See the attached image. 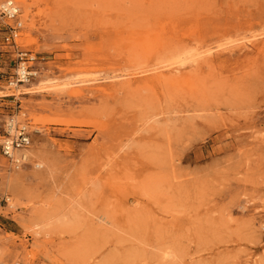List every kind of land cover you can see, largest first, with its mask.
Segmentation results:
<instances>
[{
  "label": "rangeland",
  "instance_id": "1",
  "mask_svg": "<svg viewBox=\"0 0 264 264\" xmlns=\"http://www.w3.org/2000/svg\"><path fill=\"white\" fill-rule=\"evenodd\" d=\"M13 1L39 73L8 86L0 18V264H264V0Z\"/></svg>",
  "mask_w": 264,
  "mask_h": 264
},
{
  "label": "built area",
  "instance_id": "2",
  "mask_svg": "<svg viewBox=\"0 0 264 264\" xmlns=\"http://www.w3.org/2000/svg\"><path fill=\"white\" fill-rule=\"evenodd\" d=\"M18 15L19 7L12 0L0 2V18L6 21L3 43L11 47L16 62L14 73L6 81L11 88L28 83L39 73V66L35 64L38 60L37 55L30 50L22 49L16 41L22 27ZM27 127L25 122L17 121L13 115L5 121L6 135L1 142V150L15 167L24 164L29 157L27 148L30 145V131Z\"/></svg>",
  "mask_w": 264,
  "mask_h": 264
},
{
  "label": "bare ground",
  "instance_id": "3",
  "mask_svg": "<svg viewBox=\"0 0 264 264\" xmlns=\"http://www.w3.org/2000/svg\"><path fill=\"white\" fill-rule=\"evenodd\" d=\"M13 1V0H12ZM14 2V1H13ZM237 31H239V29H237ZM236 31V32H237ZM254 35H252V37H253ZM28 41H32L30 38L28 39ZM174 45H176V47H175V50H174V52H175V54H176V57H178V56H180V55H182V53H183V51H182V49H184V46L185 45H180L179 44V42H176ZM208 50L209 49H207V50H204L203 52H208ZM199 53H201V52H197L196 53V56L198 57L199 56ZM196 59V57L195 58H193V60H195ZM175 63H177V62H175ZM178 68V66H173V69L175 70V69H177ZM172 68H170V70H171ZM154 78H156L157 80H163L164 79V74H162V73H158V74H156L155 75V77ZM47 81L46 80H43V81H40V82H38V85H37V87L39 88L37 91H41L42 90V88H43V86L45 87V83H46ZM25 92H30V91H27L26 89H25ZM35 166H38V167H40L41 166V162H37V163H35ZM99 220H100V223L102 222V223H107V220H105V217H99ZM17 262H15L14 264H16ZM19 264V263H18Z\"/></svg>",
  "mask_w": 264,
  "mask_h": 264
}]
</instances>
